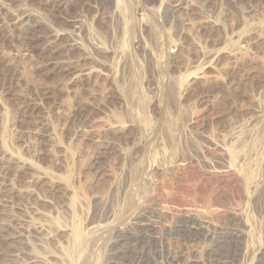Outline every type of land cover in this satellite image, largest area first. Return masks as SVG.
<instances>
[{
	"label": "rangeland",
	"instance_id": "1",
	"mask_svg": "<svg viewBox=\"0 0 264 264\" xmlns=\"http://www.w3.org/2000/svg\"><path fill=\"white\" fill-rule=\"evenodd\" d=\"M0 264H264V0H0Z\"/></svg>",
	"mask_w": 264,
	"mask_h": 264
},
{
	"label": "bare ground",
	"instance_id": "2",
	"mask_svg": "<svg viewBox=\"0 0 264 264\" xmlns=\"http://www.w3.org/2000/svg\"><path fill=\"white\" fill-rule=\"evenodd\" d=\"M220 149V148H219ZM221 153H222V156H228V158H229V162L230 163H236V162H239V161H237L238 160V158L237 159H235L236 158V156H234L235 155V153L232 151V150H228L227 148H221ZM220 153V154H221ZM225 161V160H224ZM227 162V161H226ZM229 162H228V164H229ZM183 163V162H182ZM240 163V162H239ZM233 164V165H234ZM238 164V163H237ZM236 165V164H235ZM241 165V164H240ZM230 166V165H229ZM241 167V166H240ZM225 172V171H224ZM255 189H258V188H255ZM253 191V190H252ZM256 191V190H255ZM252 193V192H251ZM140 219V218H139ZM183 223V222H182ZM141 223H139V225H140ZM128 225V224H127ZM141 226H144V227H148V226H150V225H148V224H144V225H141ZM132 228V227H131ZM122 230V229H121ZM108 231V230H107ZM135 232V231H134ZM149 248V247H148ZM186 263V262H185Z\"/></svg>",
	"mask_w": 264,
	"mask_h": 264
}]
</instances>
